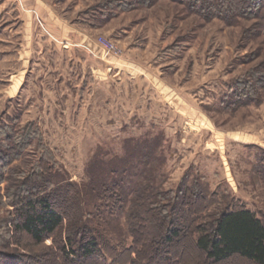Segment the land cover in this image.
Returning <instances> with one entry per match:
<instances>
[{
	"label": "rangeland",
	"instance_id": "obj_1",
	"mask_svg": "<svg viewBox=\"0 0 264 264\" xmlns=\"http://www.w3.org/2000/svg\"><path fill=\"white\" fill-rule=\"evenodd\" d=\"M7 1L0 0V121L14 127L12 141L27 123L37 132L14 165L28 171L42 158L54 182L77 186L87 226L118 251L132 244L126 214L142 182L169 190L196 180L264 225V94L229 104L238 81L264 76V18L208 19L184 0ZM116 183L112 194L122 202L110 209L93 190ZM6 212L12 207L1 205L0 222L14 218ZM10 224L0 223V236ZM28 248L10 244L0 254L44 250ZM181 252L186 264H207L186 238L171 248Z\"/></svg>",
	"mask_w": 264,
	"mask_h": 264
},
{
	"label": "trees",
	"instance_id": "obj_2",
	"mask_svg": "<svg viewBox=\"0 0 264 264\" xmlns=\"http://www.w3.org/2000/svg\"><path fill=\"white\" fill-rule=\"evenodd\" d=\"M184 1L208 19L235 20L244 15L264 18V0ZM234 90L230 106L251 103L253 98L257 103L264 94V76L252 82L238 81ZM10 121L15 125L16 118ZM13 129L0 121V183L7 181L8 190L5 203L0 195V206L12 207V212L6 213L15 215L0 222L4 228L9 221L13 228H5L0 247L15 244L30 252L29 245H40L44 250L38 252L42 255L0 254V264H186L182 252L171 253L172 246L183 238L207 264H232L235 258L244 264H264L261 221L238 202L227 204L224 197L219 201L216 193L206 192L196 180L191 184L182 180L176 189L169 190L152 181L140 183L126 214L132 244L118 251L87 226L88 214L77 186L54 182V170L42 158L28 171L22 164H13L22 161L23 149L35 141L37 134L33 123H27L19 128L20 138L12 141ZM118 188L117 183L111 191L98 184L93 192L111 209L122 202L113 192ZM48 239L52 243L45 246Z\"/></svg>",
	"mask_w": 264,
	"mask_h": 264
},
{
	"label": "crops",
	"instance_id": "obj_3",
	"mask_svg": "<svg viewBox=\"0 0 264 264\" xmlns=\"http://www.w3.org/2000/svg\"><path fill=\"white\" fill-rule=\"evenodd\" d=\"M38 1H41V0H38ZM42 2V1H41ZM35 3H36V0H35ZM7 4H16V1L15 0H8L7 1ZM37 4V3H36ZM47 6V5H46ZM48 10V16L50 15V17H53L54 19H57V20H59V18H58V16L57 15H55V13H54V11H53V9L51 8V7H49V6H47L46 7ZM60 21V20H59ZM60 24H62V28H64V29H71V28H66L65 26H67L66 25V23L65 22H59ZM55 24H57V23H55ZM68 27V26H67ZM69 31V30H68ZM70 31H72V30H70ZM84 35H86V34H84ZM86 37V36H85Z\"/></svg>",
	"mask_w": 264,
	"mask_h": 264
},
{
	"label": "built area",
	"instance_id": "obj_4",
	"mask_svg": "<svg viewBox=\"0 0 264 264\" xmlns=\"http://www.w3.org/2000/svg\"><path fill=\"white\" fill-rule=\"evenodd\" d=\"M102 48L108 52V53H114V54H118V49L113 45L111 44L110 42H104L102 44Z\"/></svg>",
	"mask_w": 264,
	"mask_h": 264
}]
</instances>
